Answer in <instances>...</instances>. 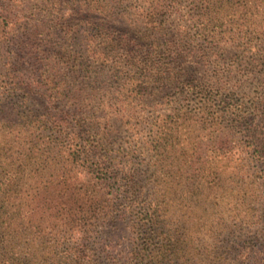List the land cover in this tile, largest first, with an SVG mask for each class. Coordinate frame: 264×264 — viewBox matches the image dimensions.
<instances>
[{"label":"rangeland","instance_id":"rangeland-1","mask_svg":"<svg viewBox=\"0 0 264 264\" xmlns=\"http://www.w3.org/2000/svg\"><path fill=\"white\" fill-rule=\"evenodd\" d=\"M22 2V9L36 20L31 33L38 44L44 46L38 51L45 56L44 61L37 60L36 64L29 57L27 63L20 62L23 70L20 73L25 74V80L30 78L40 86L29 96L28 118L34 119L31 113L43 112L55 103L53 90L56 87L53 84L46 87L49 71H45V64L50 65L53 74L63 78L64 103L72 109L98 110L103 122L101 129L110 130L107 135L110 141L122 142L133 134V140L139 144V139L148 135L152 120L177 116L182 109L179 120L177 117H168V120L177 119L174 134L185 141L182 159L187 163L181 164L186 172L178 170L171 183L167 181L162 185L168 191L166 201L176 202L178 206L182 203L188 213L169 222L183 227L182 232L190 236L193 242L188 246L192 252H203L199 255L200 264H204L212 252L215 253L211 259L218 264H264V180L258 178L260 164L246 159L242 129L231 125L232 118L238 114L264 130V105L258 113L252 105L258 97L264 98V54L260 58L255 56L259 60L254 61L249 52L241 60L239 49L231 44L224 50L212 44L207 49L209 44L194 40L196 31L190 14L195 13L199 0ZM24 26L21 22V32L26 37ZM101 31L130 43L139 53L138 58L146 57L140 54L146 44L167 42L174 49L193 39L191 47L186 46L190 54L185 53V57H181L182 54L169 57L165 52L157 57L158 63L153 62L155 72L173 67L176 69L170 72H181L182 77L166 86L146 78L142 94L136 93L139 83H133L132 79L137 77L136 68L125 61L113 65L116 54L98 53ZM187 32L192 35L185 39ZM88 34L90 38L86 39ZM46 50L49 51L47 55ZM121 108H125V117L119 113ZM14 123L30 128L28 119L22 114L15 115ZM173 160L177 164L176 157ZM139 161L136 159L137 163ZM227 163L234 164L237 172L232 173L233 168H228ZM173 170H177V166ZM140 173L142 176V171ZM198 174L202 181L193 179ZM233 174L234 178H230ZM83 181L79 179L77 186L86 190ZM56 203L65 209L36 216L37 222L34 217L32 219L35 227H31V232L39 234L37 247H32L27 235L15 242V249L55 250L56 256H47L54 264H69L76 257L84 264L93 261L95 264H122L125 261L134 242L127 220L104 223L96 234L88 237L66 225L69 219L70 224L74 223L72 219L82 223L80 213H68L66 209L72 206L69 202ZM25 219L21 221V229L30 233L26 230L29 218Z\"/></svg>","mask_w":264,"mask_h":264},{"label":"trees","instance_id":"trees-1","mask_svg":"<svg viewBox=\"0 0 264 264\" xmlns=\"http://www.w3.org/2000/svg\"><path fill=\"white\" fill-rule=\"evenodd\" d=\"M23 2L0 0V264H54L47 256H56L55 250H18L14 244L28 235L27 239L35 249L39 234L36 236L31 232V227H35L32 219L34 217L37 222L36 216L65 209L56 202H69L72 206L66 209L67 212L73 215L80 213L82 223L72 219L74 223L70 224L69 219L66 225L88 237L96 234L104 223L127 220L134 242L122 264H200L199 255L203 252H192L188 246L189 242H193L190 236L182 232L183 227L169 222L179 215L184 217L188 212L183 209L182 203L178 206L176 202L166 201L168 191L162 185L167 181L171 183L173 174L175 176L178 170L186 172L181 164L187 163L182 159L185 141L174 134V125L178 127L177 119L168 120V117L179 120L182 109L176 113L177 116L152 120L148 135L139 139V144L133 140V134L122 142L110 141L107 138L110 130L101 129L103 122L98 110L72 109L67 102L64 103L63 78L53 74L50 65L45 64V71H49L46 87H50L48 84L56 87L53 90L55 103L51 100L53 105L43 112L31 113L34 119L28 118L26 108L31 102L29 96L40 86L30 78L25 80V74L20 73L23 71L20 62L27 63L29 57L36 64L37 60L44 61L45 56L38 51L44 46L38 44L31 33L36 20L22 9ZM199 2L195 13L190 14L196 31L194 40L209 44L207 49L212 44L214 48L224 50L231 44L239 49L241 60L249 52H252V58L263 56L264 0ZM21 22H24L26 37L21 32ZM99 33L98 53L103 52L107 56L116 54L113 65L125 61L136 68L137 77L132 79L133 83H139L135 88L137 92L133 90L138 94H142L143 84L148 79L159 82L160 86L179 81L181 72H170L176 68L155 72L153 62L158 63L157 57L165 52L169 53V57L179 54L185 57L193 44L192 39L173 49L167 42H153L146 44L140 52L146 57L138 58L139 53L130 43L102 31ZM189 34H185V39ZM87 38H90L89 34ZM187 45H190L189 48ZM48 52L44 51L46 55ZM19 91L23 93L19 94ZM252 105L258 113L263 110L264 98L258 97ZM28 109L31 110V107ZM119 113L125 117V108L119 109ZM21 114L28 119L30 128L14 123L15 115ZM91 119L93 121L89 122ZM247 120L237 114L232 118L231 125L242 129L245 152L248 154L246 159L260 164L258 178L264 180V130L259 124L253 125ZM136 130L140 133L139 129ZM38 131L39 134L35 135ZM43 132L45 134L41 135ZM175 157L177 164L173 160ZM136 159L140 160L139 163ZM175 166L177 170H173ZM228 168H233L232 173L237 172L234 171L237 169L234 164H228ZM79 179L86 183V190L77 186ZM193 179L202 181L199 174ZM26 217L29 218L26 230L30 233L24 232L20 226ZM39 231L46 234L42 228ZM214 253L204 264H218L211 259ZM247 260H250L249 256ZM69 264L84 263L76 257Z\"/></svg>","mask_w":264,"mask_h":264}]
</instances>
